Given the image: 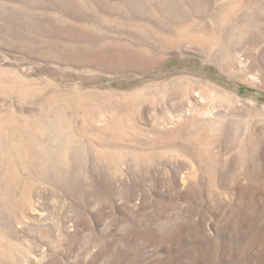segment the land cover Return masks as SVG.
Instances as JSON below:
<instances>
[{
  "label": "rangeland",
  "instance_id": "1",
  "mask_svg": "<svg viewBox=\"0 0 264 264\" xmlns=\"http://www.w3.org/2000/svg\"><path fill=\"white\" fill-rule=\"evenodd\" d=\"M0 264H264V0H0Z\"/></svg>",
  "mask_w": 264,
  "mask_h": 264
}]
</instances>
